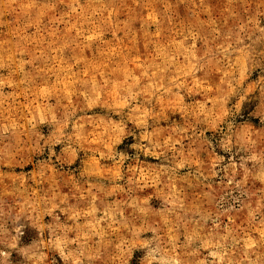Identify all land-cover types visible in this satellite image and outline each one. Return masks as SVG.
Returning <instances> with one entry per match:
<instances>
[{"label":"rangeland","instance_id":"1","mask_svg":"<svg viewBox=\"0 0 264 264\" xmlns=\"http://www.w3.org/2000/svg\"><path fill=\"white\" fill-rule=\"evenodd\" d=\"M0 264H264V0H0Z\"/></svg>","mask_w":264,"mask_h":264}]
</instances>
